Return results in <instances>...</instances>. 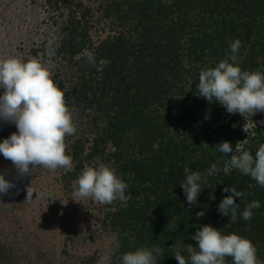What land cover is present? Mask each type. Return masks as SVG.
<instances>
[{"label":"trees","instance_id":"obj_1","mask_svg":"<svg viewBox=\"0 0 264 264\" xmlns=\"http://www.w3.org/2000/svg\"><path fill=\"white\" fill-rule=\"evenodd\" d=\"M29 3L23 7L16 0L15 19L30 35L21 30L18 44L9 43L0 59L39 60L64 89L76 132L65 136L72 158L67 171L33 167L21 177L10 160L3 163L0 173L14 186L8 189L12 197L0 205L2 264H101L113 233L118 234V253L157 244L163 251L157 264H178L174 253L188 244L195 247L191 237L202 224L247 237L264 261V187L237 169L225 171L231 153L214 146L227 140L254 155L264 143V124L259 123L264 111L229 114L196 90L200 71L227 58L235 39L241 42V69L264 71V0ZM32 9L40 11L36 25L26 21ZM89 52L95 65L87 60ZM101 59L108 63L101 66ZM211 163L220 171L206 178L197 203L189 206L179 184L185 169L204 173ZM99 165L114 168L127 183L124 206L119 200L100 204L70 197L81 171ZM33 182L47 195L41 209L47 226L62 238L57 245L43 246L37 229L25 237L29 200L24 189ZM229 185L245 194L234 198L235 221L217 211L218 202L229 195L222 189ZM252 200L261 207L244 220L240 212ZM200 210L205 214L197 218ZM118 253L111 264H119ZM225 259L232 264L231 257Z\"/></svg>","mask_w":264,"mask_h":264},{"label":"clouds","instance_id":"obj_2","mask_svg":"<svg viewBox=\"0 0 264 264\" xmlns=\"http://www.w3.org/2000/svg\"><path fill=\"white\" fill-rule=\"evenodd\" d=\"M241 42L235 39L229 44L230 55L220 60L214 67L200 71L196 90L207 101H216L229 114L239 113L249 116L264 111V71L242 70L239 63ZM89 63L95 65L94 53L87 55ZM106 65V59L100 60ZM101 69L98 67L97 71ZM0 122L14 124L17 131L0 139V155L15 166L21 177L30 175L33 167H45L65 171L72 168V158L66 154L65 136L73 135L76 126L72 121L71 111L65 100V91L58 87L49 70L37 59L23 60L15 56L0 59ZM264 124V120L259 121ZM225 155L231 153L225 162V171L237 169L243 175L255 180L264 187V143L255 154L248 150H239L231 142L224 140L214 145ZM182 187L185 201L189 206L197 203L202 185L208 176L220 171L217 163H211L204 173L186 168ZM13 183L0 173V194L13 187ZM70 197L77 202L91 198L100 204H111L119 200L125 205L127 183L121 179L114 168L107 165L86 167L72 184ZM229 193L217 204L221 216H229V221L237 218V203L234 198L245 194L229 185L222 189ZM26 200L32 198L33 191L27 186ZM214 199V196H210ZM261 207L259 200L248 202L240 216L250 220L252 209ZM203 210L195 213L199 218ZM195 247L188 244L186 249H177L174 258L178 264H226V257H231L232 264H264L257 256V248L247 237L237 233H222L218 228L202 224L192 234ZM120 248L118 234L109 238L101 264H111V257ZM182 251H186L185 257ZM119 264H157V258L163 255L161 247L141 246L134 250L119 252Z\"/></svg>","mask_w":264,"mask_h":264},{"label":"rangeland","instance_id":"obj_3","mask_svg":"<svg viewBox=\"0 0 264 264\" xmlns=\"http://www.w3.org/2000/svg\"><path fill=\"white\" fill-rule=\"evenodd\" d=\"M23 7H29L31 3L29 0H19ZM15 7L16 0H0V51L8 46L9 43L18 44V35L21 30H23L24 36H29L31 31L28 28L20 29L17 27V21L15 19ZM39 10L32 9V13L29 14V19L26 20L29 25L35 22V25L38 23L39 19ZM41 22V19H40ZM39 22V24H40ZM38 24V25H39ZM38 27V26H37ZM17 131L14 124L7 122H0V139H3L9 136L12 132ZM9 162L8 159H5L0 155V170H3V163ZM46 179H43L45 181ZM28 187L33 191L32 198L29 200V205L27 210L24 213V226L23 228L27 231L26 238H30L33 233V229H37L36 233L39 236V241L43 246L49 247L51 243L59 244V240L62 238L59 235L53 233L52 227L47 226L48 216L45 214V211L41 207L45 206L47 195H43V192H38L40 183L33 182ZM25 190V196L26 188ZM11 196V191H7L3 194H0V205L3 206L4 203L8 202V198ZM19 203V202H17ZM3 209H0L2 214ZM2 219H0V225H2ZM57 250V249H56ZM2 254L0 253V264H2Z\"/></svg>","mask_w":264,"mask_h":264}]
</instances>
